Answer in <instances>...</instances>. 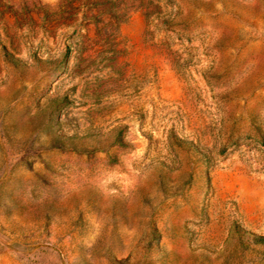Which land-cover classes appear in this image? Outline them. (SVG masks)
<instances>
[{
    "label": "rangeland",
    "instance_id": "1",
    "mask_svg": "<svg viewBox=\"0 0 264 264\" xmlns=\"http://www.w3.org/2000/svg\"><path fill=\"white\" fill-rule=\"evenodd\" d=\"M264 0H0V264H264Z\"/></svg>",
    "mask_w": 264,
    "mask_h": 264
},
{
    "label": "trees",
    "instance_id": "2",
    "mask_svg": "<svg viewBox=\"0 0 264 264\" xmlns=\"http://www.w3.org/2000/svg\"><path fill=\"white\" fill-rule=\"evenodd\" d=\"M261 240H262V242L264 243V236H263V237H261Z\"/></svg>",
    "mask_w": 264,
    "mask_h": 264
}]
</instances>
